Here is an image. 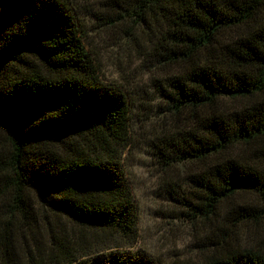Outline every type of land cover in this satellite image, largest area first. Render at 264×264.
Returning <instances> with one entry per match:
<instances>
[{"label": "trees", "instance_id": "trees-1", "mask_svg": "<svg viewBox=\"0 0 264 264\" xmlns=\"http://www.w3.org/2000/svg\"><path fill=\"white\" fill-rule=\"evenodd\" d=\"M111 32L175 129L161 169L193 166L166 183L202 254L172 264H264L238 236L264 231V0H0V264H153L130 250L129 96L86 49Z\"/></svg>", "mask_w": 264, "mask_h": 264}, {"label": "rangeland", "instance_id": "rangeland-1", "mask_svg": "<svg viewBox=\"0 0 264 264\" xmlns=\"http://www.w3.org/2000/svg\"><path fill=\"white\" fill-rule=\"evenodd\" d=\"M91 40L92 45L86 49L96 61L100 78L105 83L121 85L129 96V137L121 164L136 211V239L130 250L153 264H172L184 259L198 261L203 244L200 223L190 222L184 207L169 199L172 186L166 183H179L193 166L161 169L158 153L163 150V137L168 134L167 130L171 129L172 133L175 129L168 117L162 118L157 113L153 101L143 103L144 98L151 97L142 94L148 90L147 75L141 73L137 59L126 57L123 50L116 48L112 32L94 35ZM0 144L5 147L1 135ZM234 200L238 205H250L255 197L240 193ZM238 236L240 243L252 244L257 239L264 242V231L252 224L242 225Z\"/></svg>", "mask_w": 264, "mask_h": 264}]
</instances>
